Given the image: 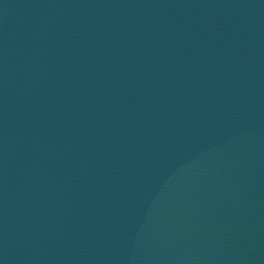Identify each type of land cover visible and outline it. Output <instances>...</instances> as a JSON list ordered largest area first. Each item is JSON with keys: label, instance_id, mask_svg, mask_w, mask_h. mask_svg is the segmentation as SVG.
Wrapping results in <instances>:
<instances>
[{"label": "water", "instance_id": "1", "mask_svg": "<svg viewBox=\"0 0 264 264\" xmlns=\"http://www.w3.org/2000/svg\"><path fill=\"white\" fill-rule=\"evenodd\" d=\"M0 264H264V0H0Z\"/></svg>", "mask_w": 264, "mask_h": 264}]
</instances>
